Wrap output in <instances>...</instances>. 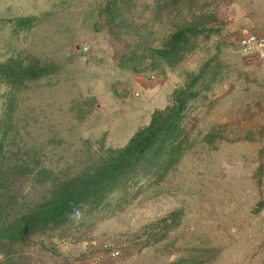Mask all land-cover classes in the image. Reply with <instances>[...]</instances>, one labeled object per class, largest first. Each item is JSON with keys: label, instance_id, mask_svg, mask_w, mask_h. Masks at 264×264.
<instances>
[{"label": "rangeland", "instance_id": "1", "mask_svg": "<svg viewBox=\"0 0 264 264\" xmlns=\"http://www.w3.org/2000/svg\"><path fill=\"white\" fill-rule=\"evenodd\" d=\"M247 33L264 0H0V264H264ZM57 192L88 198L7 246Z\"/></svg>", "mask_w": 264, "mask_h": 264}, {"label": "trees", "instance_id": "2", "mask_svg": "<svg viewBox=\"0 0 264 264\" xmlns=\"http://www.w3.org/2000/svg\"><path fill=\"white\" fill-rule=\"evenodd\" d=\"M87 198V192L80 196L57 192L51 197L42 200L38 203L35 212L14 220L16 231L7 246L15 243L24 244L33 234L47 230L53 225L63 224L64 221H67V216L77 209V206L82 205ZM2 203L6 204V201L3 200ZM8 255L9 253L6 252L5 257L8 258Z\"/></svg>", "mask_w": 264, "mask_h": 264}, {"label": "built area", "instance_id": "3", "mask_svg": "<svg viewBox=\"0 0 264 264\" xmlns=\"http://www.w3.org/2000/svg\"><path fill=\"white\" fill-rule=\"evenodd\" d=\"M238 44L243 52L250 53L258 59L264 58V34H242L238 39ZM118 254V251L110 252L111 256Z\"/></svg>", "mask_w": 264, "mask_h": 264}]
</instances>
